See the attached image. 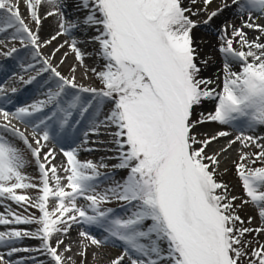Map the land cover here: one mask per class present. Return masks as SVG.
I'll return each mask as SVG.
<instances>
[{
	"label": "snow or ice",
	"instance_id": "snow-or-ice-1",
	"mask_svg": "<svg viewBox=\"0 0 264 264\" xmlns=\"http://www.w3.org/2000/svg\"><path fill=\"white\" fill-rule=\"evenodd\" d=\"M212 2L77 0L76 10L85 15L69 20L67 0H0V38L19 40V67L35 73L20 80L39 84V98L33 102L9 110L0 105V226L7 229L0 231V249H7L0 251V264H45L34 255L5 259L21 252L65 264L64 253L71 246L61 251V237L74 225L81 226L78 235L88 241L85 249L123 246L109 264H264V243L253 245L247 239L264 233V136L246 134L264 127V42L260 36L249 40L244 31L264 35V25L255 23L264 16V0H221L209 12ZM201 3L203 7H197ZM43 5L48 10L41 14ZM233 6L243 23L218 27L222 79L221 74L206 77L203 72L212 57L201 58L194 30ZM201 13L206 15L203 20L198 19ZM52 16L59 19V31L42 41L43 21ZM65 35L70 42L60 43L48 56L42 54L41 48ZM66 45L76 65L85 69V79L91 71L100 87L78 83L76 65L68 76L58 70L68 52L53 64ZM81 45L95 47L86 52ZM19 52L13 47L0 54L12 57ZM86 57L102 61L100 70L89 69ZM208 102L212 110H206ZM13 120L26 127L22 130ZM207 123L219 130L198 131ZM229 128L238 134L209 152L214 142L232 137ZM101 135L112 138L109 143L116 147L108 150L116 155L101 157L98 163L81 161V150L94 151L87 146L105 143ZM237 142L241 150L235 169L244 197L232 195L218 179L221 157ZM52 144L60 146L65 163H53ZM250 147L258 151H243ZM111 159L118 161L113 169L127 170L122 181L114 179L115 173L100 171ZM29 167L35 168V176L27 173ZM106 180L112 184L101 190ZM113 201L122 202V213L104 207ZM248 205L257 210L261 226H245L239 213ZM252 220L249 216L247 223ZM26 238L41 243L35 248L16 246Z\"/></svg>",
	"mask_w": 264,
	"mask_h": 264
},
{
	"label": "rangeland",
	"instance_id": "rangeland-1",
	"mask_svg": "<svg viewBox=\"0 0 264 264\" xmlns=\"http://www.w3.org/2000/svg\"><path fill=\"white\" fill-rule=\"evenodd\" d=\"M21 7H22V11L24 12V15H25L27 9L24 6L23 2L21 3ZM47 10H48V6L43 5L41 12L44 13ZM25 18H26V20L29 19V17L27 15H25ZM55 18H56L55 23L52 26H51V23H52L51 21H53L52 17L47 18L43 21V24L49 23V26H50V28L43 27L47 37H49L51 34L55 35L56 32L59 31V28H58L59 19L56 16H55ZM202 18H199V19H202ZM232 21L233 20H231V22ZM259 21L264 22V17L263 16L260 17ZM60 39H61V41L48 46L47 52L44 53L46 56H48L51 53L53 48H55L57 45H59L60 43H63L65 40H67V38H65V36L61 37ZM14 45L15 44H13V41H9L4 45L5 48H3V50H0V51L4 52L7 50V48L14 46ZM64 49H68L67 45ZM65 52H68V57L65 60L64 64L60 65L59 69H61L62 72L68 73L69 75H71L70 68L73 65H76V60H75L74 55L70 52L69 49L66 50ZM65 52L61 51L60 53H58L55 60H53L52 62L54 64H57L59 62V60L61 59V57L63 56V53H65ZM16 60H17V58H16ZM85 64L88 66L89 69L95 67V68H97V70H100L102 62H99L97 59H85ZM11 67H13L14 70H18V64L17 63H12ZM84 73H85V69L82 67H79V65H76V73H75L76 77H80L83 81H85L87 84H89L92 87L98 88L101 86L99 81L96 79V77L94 76V74L91 71L88 72L87 79H85ZM22 75L24 76V79L26 80L29 75H34V73L15 74V75L11 76L9 79H7L6 83L9 85H13L12 87H15L16 89H18L23 84V82L20 80V76H22ZM76 79L78 80V78H76ZM212 109H213V103H211L210 107L206 108V110H212ZM200 128L205 129L207 132H215V131L219 130V126L217 124H214V123L204 124ZM227 141H228V138H222L219 142H214L209 147L208 151L213 152V151L218 150V148L223 147L227 143ZM239 149H241V148H239ZM254 149H255V147H254ZM256 151H258V149H255V151H252V152H256ZM246 152H251V151H246ZM239 155L237 158L235 157L234 154L233 155L230 154L229 156L223 155L221 157V159L223 158L226 162H228L225 164H229V166H228L229 169L226 172L221 171V175L218 177V179L228 185L229 192L232 195H235L237 197H244V191H243V188L241 186V182L239 180V177L236 174V169H235V163L239 161ZM103 156H105V155H103ZM103 156L97 154V155H94L93 158H95L96 160H98V159L100 160V158ZM64 159L66 161L65 157H64ZM63 163L64 162L62 160L60 162H54V164H56V165H60ZM257 166H259V165H257ZM27 173L29 175L35 176L36 175L35 168L29 167L27 169ZM114 179L116 181H118V179H120V174L118 176L114 177ZM103 182L108 183L109 186L112 184L111 180H109V181L106 180ZM20 192H21V190H18L19 194H24L23 191L21 193ZM28 194L33 195V196L36 195L34 190H29ZM80 202L84 203L83 200H81ZM119 203H121V202H119ZM237 203H239V200H237ZM11 206L14 207V204L12 203ZM122 212H123V210H122ZM239 214L246 221V223H245L246 227L256 228V227L261 226V221H260L259 217L257 216V210L253 206H251V205L245 206V208L242 211H240ZM249 216L253 217L251 224L247 223V219ZM27 227L31 228L32 230H34V228H35V226H27ZM80 231H81V229L78 230V232H80ZM78 232H77V234H78ZM76 237H77V239H76V244H77L76 250L72 253H70V251L64 253L65 260H67L70 263L73 262L72 258L76 257V261L74 262V264H100L101 258L99 256H97V255L93 256V257L91 256V254H95V250L96 251L100 250V251H102L108 255L105 257L103 256L102 259L105 262V264H109L111 259L119 256V254H117L115 252L116 250L123 251L120 248H116L115 246H113L111 248H107V249H100V248H97L95 246H89V247H87V249H85L84 245L88 244V241L84 240L79 235H76ZM247 239L252 240L253 245H256L257 241L259 243H264V233H261L258 236L255 233L247 235ZM65 245H64V247H65ZM67 245H69V244H67ZM64 247L62 248V251H63ZM92 250H94V251H92ZM81 253H84V254L81 255ZM82 258H84V260H82ZM245 264H247V261H245Z\"/></svg>",
	"mask_w": 264,
	"mask_h": 264
},
{
	"label": "bare ground",
	"instance_id": "bare-ground-1",
	"mask_svg": "<svg viewBox=\"0 0 264 264\" xmlns=\"http://www.w3.org/2000/svg\"><path fill=\"white\" fill-rule=\"evenodd\" d=\"M228 2L231 3V0H228ZM185 3L187 4L188 0H185ZM220 5H221V0H213V2L208 6V11L210 12L212 10H215ZM197 7H201L202 8L203 4L202 3L198 4ZM69 9H70V4L68 3V7H67L66 11H69ZM79 12H82V11H79ZM73 18L74 17L71 16V15L68 16L69 20H71ZM199 18H202L200 20H203V19L206 18V15L201 13V15L198 17V19ZM259 18L255 21V23H257L259 25H264V22L259 21ZM244 19H247V17H245ZM52 20L53 21H51L52 22L51 26L55 23V20H56L55 16H52ZM231 20H233V21L231 22ZM218 22H222V23L229 22V23L234 24L236 27H240L242 25V23H243V21L240 18L236 17L235 12H234V6H233V9H225L221 13L220 16L214 18L213 23H211V24H209L207 26L201 24L197 29L194 30V38L196 40V44H197L198 50L201 53V58L202 59H207L209 57V55L212 57V59L210 60V64L207 67V69L203 72V75L206 76V77L213 78V79L216 78L217 74H221V79H222V60H221L220 54L217 51V48H218L219 44L221 43V41H220V39L218 37V27H219ZM44 27L50 28L49 23L48 24H44ZM244 31L246 32L247 37H248L249 40H254L257 36H260V42H264V35H261L258 30L245 28ZM39 35H40V38H41L42 41L43 40H47V39H49L52 36V34H51L49 37H47L43 27L41 28V30L39 32ZM61 37H64V36L58 37L57 40L53 41L52 44H55V43L61 41V39H60ZM65 38H67L68 41L71 40V37H69L67 35H65ZM48 46L43 47L45 52H47ZM234 46L238 47V45H234ZM66 50H68V49H62L61 51L65 52ZM20 54L22 55L23 52H20ZM76 78H78V81L80 83L83 82V80L80 77H76ZM36 89L37 88H33L31 90V93H33ZM211 103L212 102L206 103L205 108L210 107ZM0 105H3L5 110L11 109L9 106H7V104H6V102L4 100H0ZM0 120H2V117H0ZM198 131H200L202 133L203 132L213 133V132H207L205 129H201V128H199ZM101 138L104 139V140H107L108 136L101 135L99 137V139H101ZM87 147H90L92 149H97L99 152H95V151H93V152L92 151H90V152L89 151L81 152L79 154L78 158L79 159H84V160H93L94 162H97V163L100 160L99 159L96 160L95 158H93L94 155L98 154V155H102L103 156L104 154H106L109 151L108 149H113L111 145H106V144H101V145L99 144V146L95 145V146H87ZM109 152H111V151H109ZM55 160H57V158ZM105 162L108 163L107 160ZM108 165H109V163H108ZM100 171L102 173H115L114 177H116V176H118L120 174V179H118V181H122L123 180L122 178H124L125 175L127 174V170H117V169H113L111 166H109L108 168H101ZM101 184H104V182L101 183ZM0 212H3L2 208H0ZM16 227L28 228V227H26L24 225H19V226H16ZM28 229H30V228H28ZM79 229L82 230L80 225H74L72 227L69 235L61 237L64 240V244L60 246V250L61 251H62V248L64 247L65 244L66 245L69 244L71 246L70 253H72V252H74L76 250V247H77V244H76L77 237H76V235H78L77 232H78ZM96 236L99 237L100 235H96ZM53 243H55V238L53 239ZM33 244L36 245V247H38L40 245V241L39 240H33V239H28V240L24 239L22 243H19L16 246L17 247H28L29 245H33ZM111 247H113V246L109 245V246L101 247L100 249H107V248H111ZM92 251H94V250H92ZM115 252L120 255V253L122 251L116 250ZM25 254L26 253H24V252L15 253L12 258H7V259L19 260V258L23 257ZM28 255H30V254H28ZM33 255L34 256H38L39 259H41V260H44L45 264H50V258H48V257H46L44 255H41L40 253H33L32 256ZM96 255L101 258L100 264H105V262L103 261L102 258H103V256L105 257V256H108V255L105 254L104 252L100 251V250H97V251L95 250V256ZM91 256L93 257L94 254H91ZM72 259H73L72 263H70L67 260H65V264H74V262L76 261V257H74ZM82 260H84V258H82ZM28 264H31V262L28 261Z\"/></svg>",
	"mask_w": 264,
	"mask_h": 264
}]
</instances>
